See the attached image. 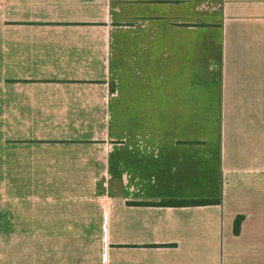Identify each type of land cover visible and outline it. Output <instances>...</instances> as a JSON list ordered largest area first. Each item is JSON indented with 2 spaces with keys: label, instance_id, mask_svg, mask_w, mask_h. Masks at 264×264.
Here are the masks:
<instances>
[{
  "label": "crops",
  "instance_id": "obj_1",
  "mask_svg": "<svg viewBox=\"0 0 264 264\" xmlns=\"http://www.w3.org/2000/svg\"><path fill=\"white\" fill-rule=\"evenodd\" d=\"M0 264H264V0H0Z\"/></svg>",
  "mask_w": 264,
  "mask_h": 264
},
{
  "label": "trees",
  "instance_id": "obj_2",
  "mask_svg": "<svg viewBox=\"0 0 264 264\" xmlns=\"http://www.w3.org/2000/svg\"><path fill=\"white\" fill-rule=\"evenodd\" d=\"M213 204H220V200L214 199H200V200H181V201H168L162 202L159 204H151V203H141L138 205H163V206H203V205H213ZM241 218L238 217L234 221L233 231L234 234H238L240 230Z\"/></svg>",
  "mask_w": 264,
  "mask_h": 264
}]
</instances>
